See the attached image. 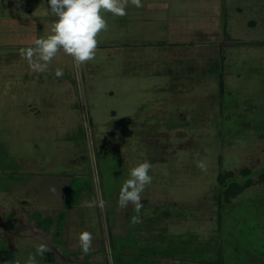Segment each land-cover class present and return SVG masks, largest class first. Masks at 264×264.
Here are the masks:
<instances>
[{"label": "rangeland", "instance_id": "374dc122", "mask_svg": "<svg viewBox=\"0 0 264 264\" xmlns=\"http://www.w3.org/2000/svg\"><path fill=\"white\" fill-rule=\"evenodd\" d=\"M142 3L104 13L94 60L40 73L20 49L50 34L48 0H0V264L41 244L38 264H264V0ZM145 160L133 226L118 198Z\"/></svg>", "mask_w": 264, "mask_h": 264}, {"label": "clouds", "instance_id": "9594fccd", "mask_svg": "<svg viewBox=\"0 0 264 264\" xmlns=\"http://www.w3.org/2000/svg\"><path fill=\"white\" fill-rule=\"evenodd\" d=\"M131 4L136 8L143 7L142 0H48L50 13L57 19L53 22L50 34L37 38L34 46L20 49V56L27 61L35 72L44 73L48 70L52 60L63 51L70 56L77 68L95 59L99 40L102 32L108 30V23L104 13H111L114 17L127 15V7ZM56 76H63L61 69L56 70ZM202 171L206 165L198 162ZM152 164L145 160L132 167L129 178L120 189L118 205L126 208L129 204L134 206L136 215L131 217L133 226L142 223L139 213L143 207L141 194L146 186L152 183L149 175ZM88 208L105 207L103 200L86 201ZM79 244L84 254L92 250L93 235L89 231L79 234ZM46 245H39L35 254H29L26 264H38L36 256L48 252Z\"/></svg>", "mask_w": 264, "mask_h": 264}, {"label": "trees", "instance_id": "16d2710c", "mask_svg": "<svg viewBox=\"0 0 264 264\" xmlns=\"http://www.w3.org/2000/svg\"><path fill=\"white\" fill-rule=\"evenodd\" d=\"M233 186H234L233 182H230L228 185L223 183L222 192H223V197L225 198V200H229L231 198L236 197L242 191V188H243L242 184H238L237 188H234Z\"/></svg>", "mask_w": 264, "mask_h": 264}, {"label": "crops", "instance_id": "0c3cea01", "mask_svg": "<svg viewBox=\"0 0 264 264\" xmlns=\"http://www.w3.org/2000/svg\"><path fill=\"white\" fill-rule=\"evenodd\" d=\"M9 20H6L5 21V23L6 22H8ZM5 209V208H4ZM1 222L3 223V225H5L6 224V222H7V220H5V218H2V220H1ZM24 222H27L26 220L24 221ZM79 235V234H78ZM42 237H44V238H46L44 235H41ZM74 237V236H73ZM73 240H74V243L72 242L71 243V245L74 247L73 249H74V251H78V252H80L81 253V256H84L83 258H85V256H86V254H84L83 252H82V250H80L81 249V247H80V244H79V239L76 237V238H73ZM77 241H78V243H77ZM100 246V245H99ZM59 248H62L63 247V245L62 246H58ZM65 247V246H64ZM94 250H96V249H93L92 248V250L91 251H94ZM73 251V252H74ZM57 253H60L59 251H56ZM61 252H62V254H63V250H61ZM96 254V253H95ZM87 255H89V253L87 254ZM62 260L63 261H65V258L63 257L62 258ZM92 263H94V264H96V262H97V259H92V260H90ZM73 263H75V264H79L78 262L76 263V262H73ZM92 263H88V264H92Z\"/></svg>", "mask_w": 264, "mask_h": 264}]
</instances>
